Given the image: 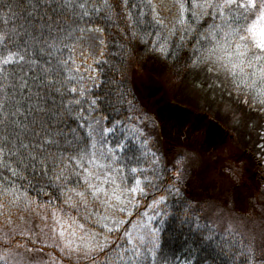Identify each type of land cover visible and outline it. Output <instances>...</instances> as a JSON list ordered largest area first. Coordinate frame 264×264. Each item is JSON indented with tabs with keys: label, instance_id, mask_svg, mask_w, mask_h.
<instances>
[{
	"label": "trees",
	"instance_id": "1",
	"mask_svg": "<svg viewBox=\"0 0 264 264\" xmlns=\"http://www.w3.org/2000/svg\"><path fill=\"white\" fill-rule=\"evenodd\" d=\"M241 3L179 0L165 12L152 0H0V264H186L192 257L240 264L242 242H264V231L247 236L213 222L193 187L199 143L192 152L189 145L172 152L176 146L162 138L133 80L169 74L186 84L176 99L206 107L190 84L200 83L225 135L235 133L244 150L264 157L258 147L264 140L256 137L264 134V48L241 39L257 13ZM87 30L104 38L93 64L98 81L88 88L75 68ZM214 98L246 119L220 116ZM92 115L103 118L106 133L96 142ZM101 148L112 153L125 189L134 193L121 213L126 223L113 229L105 226L92 174ZM139 218L155 230L144 244L128 236ZM65 223L106 241L75 254L65 244ZM26 251L43 259L28 261Z\"/></svg>",
	"mask_w": 264,
	"mask_h": 264
},
{
	"label": "rangeland",
	"instance_id": "2",
	"mask_svg": "<svg viewBox=\"0 0 264 264\" xmlns=\"http://www.w3.org/2000/svg\"><path fill=\"white\" fill-rule=\"evenodd\" d=\"M178 1L152 0L158 10L162 9L165 12H168ZM241 1L248 7H256L257 10L255 19L246 26L241 39L264 48V0ZM103 40L99 30H87L82 35L79 45L76 46L75 68L86 88L94 86L98 81L93 71V64L102 55ZM133 80L139 97L145 101L158 121L162 138L176 146L172 152L182 151V148L189 146L188 150L192 152L194 144L199 143L197 148L202 151H198L199 149L196 150L198 152L193 151V158H195L191 167L193 187L199 200L206 201L213 222L219 228L240 231L247 236H251V232L264 231L263 153L258 151L254 153L246 148L244 150L242 143L233 132L225 135L226 127L209 111L210 103L205 99L209 95L204 94L205 89L200 83L191 82L190 84H196L201 90L200 94L204 96L206 107L195 105L196 101L193 103L190 100L183 102L176 99L174 92L187 91L186 84L182 81L175 82L169 74L167 77L161 74H134ZM228 103L214 98L212 104L215 107L212 110L231 120H242L244 113L241 116L240 113L234 112L233 106ZM243 104L247 102L243 101ZM87 121L95 142L97 137L106 135L102 117L92 115ZM208 132L218 134L219 138L214 142L208 141L206 139ZM256 137L264 140L262 132ZM168 143L166 144L169 145ZM209 143L210 146L207 145ZM258 144L259 148H264V142ZM96 152L98 167H95L92 173L96 179L94 184L102 192L103 205L106 209L105 226L113 229L126 223L121 213L132 206L134 193L125 189L118 172L112 165V153L102 148L97 149ZM61 228L62 232L70 233V236L66 237L65 244L67 249L73 250L75 254L80 251L86 253L94 251L106 241L105 237H98L95 231L82 227L80 224L70 227L68 223H65ZM154 233L152 223L147 219L139 218L130 226L128 236L144 244L154 238ZM24 253V257L31 262L43 259L39 253L29 251Z\"/></svg>",
	"mask_w": 264,
	"mask_h": 264
},
{
	"label": "snow or ice",
	"instance_id": "3",
	"mask_svg": "<svg viewBox=\"0 0 264 264\" xmlns=\"http://www.w3.org/2000/svg\"><path fill=\"white\" fill-rule=\"evenodd\" d=\"M245 6V3H241V7ZM237 255L240 257V264H264V242L259 246L255 242L241 243L240 250H238ZM134 258H136L134 256ZM186 264H200V262L192 257L187 260Z\"/></svg>",
	"mask_w": 264,
	"mask_h": 264
}]
</instances>
